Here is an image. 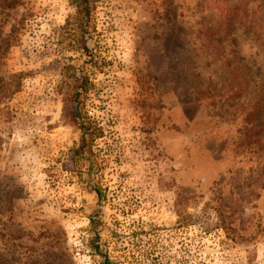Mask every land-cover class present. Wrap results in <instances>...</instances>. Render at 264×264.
<instances>
[{"label":"rangeland","instance_id":"374dc122","mask_svg":"<svg viewBox=\"0 0 264 264\" xmlns=\"http://www.w3.org/2000/svg\"><path fill=\"white\" fill-rule=\"evenodd\" d=\"M105 257L264 264V0H0V264Z\"/></svg>","mask_w":264,"mask_h":264},{"label":"trees","instance_id":"16d2710c","mask_svg":"<svg viewBox=\"0 0 264 264\" xmlns=\"http://www.w3.org/2000/svg\"><path fill=\"white\" fill-rule=\"evenodd\" d=\"M94 2L95 0H77V20L78 23L84 26H88L89 25V21H90V17H91V13H92V8L94 6ZM76 117L77 119H79L78 117V113H76ZM79 127L80 130L82 131V139H81V145L79 150L77 151V154H79L82 158L83 154L85 153L84 150L86 148L87 145V134H88V130H87V124L84 123L83 121H79ZM83 159L88 160V156H83ZM91 247L99 254H101L102 252L99 250L98 247L95 246V244H92ZM103 264H109V259L107 257H105V262H103Z\"/></svg>","mask_w":264,"mask_h":264}]
</instances>
